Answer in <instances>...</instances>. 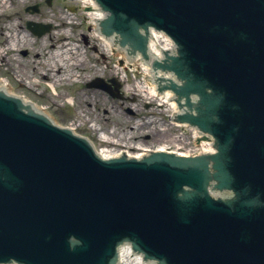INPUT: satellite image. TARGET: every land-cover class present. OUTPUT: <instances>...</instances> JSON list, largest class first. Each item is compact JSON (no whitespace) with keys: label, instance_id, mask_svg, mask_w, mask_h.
<instances>
[{"label":"water","instance_id":"obj_1","mask_svg":"<svg viewBox=\"0 0 264 264\" xmlns=\"http://www.w3.org/2000/svg\"><path fill=\"white\" fill-rule=\"evenodd\" d=\"M100 1L169 31L189 52L184 58L199 81L204 76L226 92L219 122L209 113L192 122L219 138L226 154L216 156L215 168L248 195L234 209L207 197L180 213L173 195L185 184H204L207 157L173 160L189 171L164 162L107 164L83 142L0 99V166L10 178L0 177V260L107 264L124 233L170 264H264V205L252 201L264 200V0ZM204 87L195 91L208 96ZM0 91L15 92L1 83ZM71 235L81 240L73 248Z\"/></svg>","mask_w":264,"mask_h":264},{"label":"rangeland","instance_id":"obj_2","mask_svg":"<svg viewBox=\"0 0 264 264\" xmlns=\"http://www.w3.org/2000/svg\"><path fill=\"white\" fill-rule=\"evenodd\" d=\"M35 2L48 8L45 0H0V78L9 81L10 89L19 95H26L29 100L37 102L39 107H44L58 125L65 127L74 122L78 125L79 133L87 134L98 145L102 142L100 131H105L111 137H121L114 138L121 140L117 146L125 143L129 145L131 142L157 145L174 141L176 127L167 126V131L162 133L160 130L163 124L155 123L154 129L151 125L140 126L139 120L131 118L124 111L132 105L138 117L154 114L168 118L170 108L164 110L163 106L148 107L149 109L142 107L148 102V98L140 92L142 90L139 85L143 80L139 65L137 69L126 67L125 73L123 70L118 73L121 76L120 90L123 89L126 97H135L134 101L131 99L128 102H118L119 100L115 101L100 89L88 88L87 82L93 80L94 76L116 77L119 53L111 56L107 50H102V42L92 31V20L82 10L78 9L77 12L69 14L67 10L59 9L58 5L65 4L66 0H54L53 10L44 14L53 19L55 27L52 31L43 36L34 35L28 30L26 23L28 19L38 20L40 16L26 13L25 6ZM73 3L81 5L80 2ZM17 33L20 36L28 35V40L16 43L13 49L8 48L14 39L13 35ZM51 43L56 47L51 46ZM73 44L79 45V49L77 53H72L73 59L68 62L71 68L65 74L67 76L69 70L74 74L68 78L59 74L62 78L57 81V76H54L56 68L52 66L50 70L48 56L61 45L72 47ZM4 49L8 53L6 58L3 56ZM24 51L28 52L25 54ZM46 72L48 77L44 78L43 73ZM53 82H57L54 87ZM92 125L99 127L100 131L94 130ZM126 134L127 137L132 135L127 138ZM129 147L131 148L130 145Z\"/></svg>","mask_w":264,"mask_h":264},{"label":"bare ground","instance_id":"obj_3","mask_svg":"<svg viewBox=\"0 0 264 264\" xmlns=\"http://www.w3.org/2000/svg\"><path fill=\"white\" fill-rule=\"evenodd\" d=\"M92 2H94V1H92ZM91 4V3H90ZM93 8H95V9H97L98 8V3L97 2H94L93 3ZM90 13H91V16H95L96 17V12L93 10V11H90ZM99 15H98V17H101L102 16V14L103 13H101V12H99L98 13ZM73 18V17H72ZM71 18V19H72ZM18 32V31H17ZM28 35H23V36H20L18 33L17 34H14V42L13 43H11V45L9 46L10 48H12L13 46H16L17 44L16 43H19L20 41H27L28 40V37H27ZM19 40V41H18ZM18 41V42H17ZM104 44H106V43H104ZM51 46H54V47H56L55 46V44L54 43H51ZM106 46H108V44H106ZM108 47H110V46H108ZM64 48V49H63ZM78 49H79V45H72V47H68L67 45H66V47H63L62 45L59 47V48H57L55 51H53L48 57H49V61H48V64L49 65H51V68H52V66L54 67V68H56L55 69V71H54V76H57V81L58 80H60L61 78L58 76L59 74H61L62 76H64V77H71V76H73V74H72V71L71 70H69L68 72H69V74L66 76V70L67 69H70L71 68V66H69V64H68V62H70V61H72V59H73V56H72V53H77L78 52ZM73 64V63H72ZM73 67V66H72ZM48 68H50V67H48ZM50 68V69H51ZM119 69H121L120 67H119ZM64 72V73H63ZM117 71H116V73H115V75H117ZM53 75V74H52ZM43 77L44 78H47L48 77V75H47V72L46 73H43ZM0 83L1 84H3V90L4 89H6V86L8 85L6 82H2V81H0ZM56 83L57 82H53L52 84H53V87L56 85ZM140 86V88L142 89V90H144L145 92H148V93H150V94H152V95H154V90H153V88H152V86L150 85V82H148V84H144V85H139ZM21 96H23L25 99H27L24 95H21ZM28 100V99H27ZM29 101V100H28ZM31 102V101H30ZM34 104H36V103H34ZM34 109L36 110V111H43L42 110V108L41 109H39L36 105H34ZM44 112V111H43ZM74 129V128H73ZM101 137H105V136H101ZM102 151H103V156L104 157H106V158H109V157H111V156H114V155H119V153H120V151L119 150H113V149H102ZM126 249H129V247H126ZM128 253V252H127ZM126 255H128V254H126ZM126 259L127 260H129V257L127 256L126 257ZM130 262V261H129ZM138 263V262H137ZM131 264V263H130ZM139 264V263H138Z\"/></svg>","mask_w":264,"mask_h":264}]
</instances>
